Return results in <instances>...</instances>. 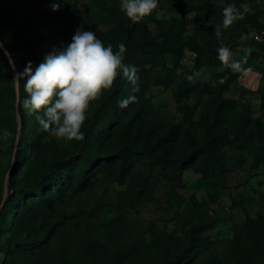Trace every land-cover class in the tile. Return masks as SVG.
<instances>
[{"label":"rangeland","instance_id":"obj_1","mask_svg":"<svg viewBox=\"0 0 264 264\" xmlns=\"http://www.w3.org/2000/svg\"><path fill=\"white\" fill-rule=\"evenodd\" d=\"M263 2L158 0L151 15L129 24L126 46L120 0H0V27L37 38L32 45L18 41V52L28 48L40 63L80 28L114 50L124 44V63L139 77V91L121 76L91 103L83 141L47 132L30 152L29 145L20 148L17 160L19 119L11 107L17 68L13 61L8 74L0 61V264H175L183 250L181 264H263L264 165L237 164L227 141L255 143L259 132L264 139V54L250 59L257 49L249 46V21ZM229 5L241 15L224 28ZM182 41L219 42L234 60L248 62L247 71L202 67L189 51L159 54L152 46ZM116 88L122 91L107 104ZM130 95L135 102L119 107ZM240 117L250 121L242 131ZM92 122L98 126L92 129ZM27 127L25 143L33 136ZM5 129L13 133L7 139ZM209 144L219 148L220 171L205 173L202 158L185 168L188 159L184 165L180 158ZM54 177L52 188L47 181ZM39 184L48 188L44 195ZM142 239L146 244L136 246Z\"/></svg>","mask_w":264,"mask_h":264},{"label":"clouds","instance_id":"obj_2","mask_svg":"<svg viewBox=\"0 0 264 264\" xmlns=\"http://www.w3.org/2000/svg\"><path fill=\"white\" fill-rule=\"evenodd\" d=\"M157 7L158 0H120V10L133 23L142 21ZM53 10H58V6L54 5ZM240 15L234 5L227 6L223 11V27L230 26ZM215 35L218 39L221 37V25L216 26ZM125 51L122 43L114 50L111 43L105 45L94 31L78 28L70 44L46 54L35 69L29 62L25 70L13 78L17 85L26 78L23 84L26 96L21 101L23 109L35 118L43 131L55 138L83 141L82 126L91 103L104 91L112 89L119 77L133 86V92L139 91L138 70L124 63ZM217 53L223 68L234 73L247 71L244 61L234 60L228 47H219ZM135 100L136 97L130 95L118 102V106L126 107ZM12 135L7 129L3 132L4 139Z\"/></svg>","mask_w":264,"mask_h":264},{"label":"trees","instance_id":"obj_3","mask_svg":"<svg viewBox=\"0 0 264 264\" xmlns=\"http://www.w3.org/2000/svg\"><path fill=\"white\" fill-rule=\"evenodd\" d=\"M264 3V2H263ZM184 5V4H183ZM263 11L264 9H262L260 12H258L257 15L253 16L250 18V25H252L253 27V31L254 30H259L264 28V18H263ZM6 14H3L1 16V19H3ZM132 22L127 18L126 20V31H125V39H126V46L128 45V43L131 40L132 37V27H130L129 24H131ZM252 31V32H253ZM0 39L3 42L6 50L8 51L10 57L12 58V60L15 62V67L17 68V74L22 73L27 64L29 62H31L33 69H35V67L39 64V62L37 61V56H35L34 54L31 53V51L27 48V50L23 49V52H18L17 50V42L18 41H22L23 40V44L27 45L30 44L32 45V43L37 42V38H26L25 34H24V30L22 28H20L19 30L12 32L10 31L9 27H0ZM152 46L155 48V51L159 54H173V55H177V56H182L186 53V51H189L192 56L195 57L196 62L195 63H199L202 67H207V66H212L215 69H220L221 68V63L220 61L217 59V49L219 47H221L222 45L219 44V42H217L215 45L213 46H201V45H197L194 44L192 42L189 41H182L176 44H171V45H160V44H153ZM249 46L253 49H257L256 51L253 52L252 56L250 57V59L252 58H256V56L258 57L260 55V53L264 54V43H257L253 40L252 36L250 39V44ZM0 61L3 65H5L4 68L8 69V74L12 73V68H11V64L10 61L8 59V57L6 56V54L4 53V51L2 50V48L0 47ZM244 61L243 67L245 68L248 65V62H246V60H241ZM176 80L177 81V85L180 87L181 86V82L179 80H177V78H172V81ZM13 82V81H12ZM26 82V78L21 79L19 82V98L17 97V94L15 92L14 89V95L12 98V110L14 111V113H17V109H18V115L20 116V120H21V128L20 130V135L18 137L19 140V149H18V154H17V160L20 159V156L22 155V152H20V150L22 149L23 146H27L29 145V147L31 148L29 150V152L31 150H33L37 144L39 143V141L45 136V134L47 132L43 131L41 129V126L39 125V123L35 120V118L33 116H29L26 111L23 109L21 101L25 98L26 93L24 92V88H23V84ZM171 83V82H170ZM222 89L227 90L228 86L224 85L222 86ZM117 91H122V88L120 89H115L113 93H111L109 96H107V98L105 99V101L107 102V104L112 105L113 103H115L116 98H114L113 95H115L114 93H116ZM113 96V97H112ZM18 99V101H17ZM241 123L240 127H239V131H242L244 128H247L249 125L248 120H243L242 117H240V121ZM261 125V128L264 127V123H259ZM28 125H32L33 129V136L32 139L28 140L29 137H26V140L28 141L27 143L24 142V135H26V131L29 129V127H27ZM92 129L96 128V126H98V122H92L91 123ZM18 132V127L15 128L14 131V140L15 142L17 141L16 133ZM257 138H256V142L253 143L250 140H245V141H241L238 142V140H227L230 145L233 148V154H232V158L234 159V161L239 164H251L254 166H259L261 164L264 165V139H262L260 132L257 133ZM256 135V133H255ZM14 142V143H15ZM21 148V149H20ZM218 151L219 148L216 144H212V145H208V147L205 150H198V152H194L192 153V155L189 157H182L180 158V161L183 162V164L185 165L184 159H188L186 161V163H189L185 168L187 167H191L192 165H196L198 162H200L201 158L202 160H204L203 164L201 165L203 167V171L205 173H208V175H214L217 171H220V164H219V160L221 157L218 156ZM236 151V152H235ZM238 152V154H237ZM25 158V155H24ZM218 159V160H217ZM190 161V162H189ZM15 167V166H14ZM15 168H13L14 170ZM184 169L181 168L180 171H182ZM59 171V166H54V168L51 169V173H56ZM218 173V172H217ZM57 178V177H54ZM62 178V176H61ZM55 181H59L58 178L53 180V178L49 179V181H47V184L50 182L51 183V187L53 188L55 186ZM46 184V183H45ZM44 184H39V188L36 190L37 193H40V195H44V192L48 191L47 186H45L44 188H41L40 186H42ZM59 191V188H57L55 190L54 193H57ZM48 197H44L42 198L43 200L47 199ZM264 220V218H263ZM262 228L264 229V225H262ZM257 227L253 226V229L255 230ZM255 240L257 241V237L255 238ZM139 243L136 244V246L138 244H143L145 245V239H142L140 241H138ZM200 244H198V246L201 245V242H199ZM190 248L189 250H192V247H194V244H190ZM134 247V245L132 246ZM131 247V248H132ZM198 249V248H196ZM183 255L182 252L180 253V257L175 258V264H181V261H184L185 259V255L186 254V250H183ZM245 253H248L246 256L251 255V253H254L250 250H245ZM196 256L195 258L197 259L199 257V253L197 251L196 254H193V257ZM194 258V259H195ZM195 259V260H196ZM264 262V261H263ZM173 263V262H172ZM187 263V262H186ZM264 264V263H263Z\"/></svg>","mask_w":264,"mask_h":264},{"label":"built area","instance_id":"obj_4","mask_svg":"<svg viewBox=\"0 0 264 264\" xmlns=\"http://www.w3.org/2000/svg\"><path fill=\"white\" fill-rule=\"evenodd\" d=\"M263 18H264V12H263ZM253 40L257 43H264V28L259 30H254L251 34Z\"/></svg>","mask_w":264,"mask_h":264},{"label":"water","instance_id":"obj_5","mask_svg":"<svg viewBox=\"0 0 264 264\" xmlns=\"http://www.w3.org/2000/svg\"><path fill=\"white\" fill-rule=\"evenodd\" d=\"M0 47L2 48V50L4 51V53L6 54V56L8 57L10 63L13 65L14 64L13 63V60L10 57V55H9L8 51L6 50V48H5L4 44H3V42L1 41V39H0ZM14 71H15V68H14ZM17 88H18L17 89V97L19 98V86L18 85H17ZM17 101H18V99H17ZM17 113H18V109H17ZM18 119H19V129H20L21 128V120H20V116L19 115H18Z\"/></svg>","mask_w":264,"mask_h":264}]
</instances>
